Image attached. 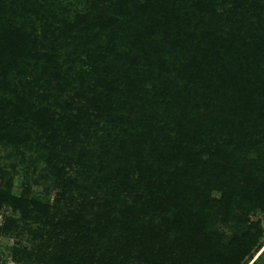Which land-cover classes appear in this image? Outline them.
<instances>
[{"label": "trees", "instance_id": "obj_1", "mask_svg": "<svg viewBox=\"0 0 264 264\" xmlns=\"http://www.w3.org/2000/svg\"><path fill=\"white\" fill-rule=\"evenodd\" d=\"M3 206L22 264H264V0H0Z\"/></svg>", "mask_w": 264, "mask_h": 264}, {"label": "rangeland", "instance_id": "obj_2", "mask_svg": "<svg viewBox=\"0 0 264 264\" xmlns=\"http://www.w3.org/2000/svg\"><path fill=\"white\" fill-rule=\"evenodd\" d=\"M20 183H21V181H20L19 177H15L13 179V181H12V191L13 192H15V193L19 192ZM11 215H16V214L13 213L9 207L3 206L0 209V252L3 254H8L10 256H12L11 247H19L21 245H29L24 240L26 235L23 236L22 240H19V238H16L12 235H5L3 233V231L1 230V226L3 225L5 218L7 216H11ZM251 217L254 220H256V219L260 220L261 225L263 227V231H264V213L263 212H257L255 214H253ZM225 230L228 231L227 228ZM263 241H264V233H263ZM263 248H264V246H263ZM258 254H259V252L255 255V258Z\"/></svg>", "mask_w": 264, "mask_h": 264}, {"label": "built area", "instance_id": "obj_3", "mask_svg": "<svg viewBox=\"0 0 264 264\" xmlns=\"http://www.w3.org/2000/svg\"><path fill=\"white\" fill-rule=\"evenodd\" d=\"M0 264H22L15 261L10 255L0 252Z\"/></svg>", "mask_w": 264, "mask_h": 264}]
</instances>
